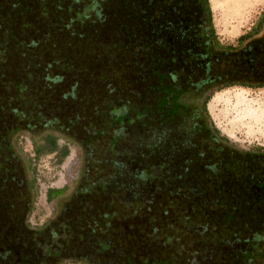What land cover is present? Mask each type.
I'll return each instance as SVG.
<instances>
[{"label":"trees","instance_id":"16d2710c","mask_svg":"<svg viewBox=\"0 0 264 264\" xmlns=\"http://www.w3.org/2000/svg\"><path fill=\"white\" fill-rule=\"evenodd\" d=\"M239 41L220 45L209 0H0V134L12 143L24 131L59 132L88 156V141L110 124L105 107L161 98L146 90L143 72L148 83L175 93V118L156 132L141 126L133 132L131 169L142 180L128 174L127 163L107 162L103 169L114 174L109 187L123 184L120 218L138 220L146 243L158 246L156 261L147 264H264V148L231 143L208 109L217 91L264 86V25ZM14 159L15 150L0 148V215L11 222L21 204L26 214L27 193L34 190L12 184ZM94 160L83 167L87 184L80 187L93 182ZM150 168L155 179L143 177ZM67 191L49 190L48 200ZM103 195L74 192L60 214L74 209V196L83 203L64 224L70 228V219L79 217L97 228L105 216L118 218L116 204ZM21 226L28 231L25 220ZM2 234L0 264L43 259L12 255L10 243L21 239L8 243ZM103 236L97 229L91 239ZM65 239L68 247L70 232ZM57 255L45 257L46 264L70 258Z\"/></svg>","mask_w":264,"mask_h":264},{"label":"rangeland","instance_id":"374dc122","mask_svg":"<svg viewBox=\"0 0 264 264\" xmlns=\"http://www.w3.org/2000/svg\"><path fill=\"white\" fill-rule=\"evenodd\" d=\"M209 4L217 39L223 47L240 46L239 39L241 36L255 34L264 25V0H248L247 3H242V7L236 11L229 9V0H209ZM138 75L142 76L141 81L148 86L146 90L157 93L158 97L161 98L153 102L154 104H147L148 100L142 98L137 103L128 101L126 106H109L110 110L105 107L103 114L109 116L107 117L110 124L107 125L106 131H99L100 134L95 133L97 139L91 138L88 141L90 145L87 150L88 156L84 153L85 151L79 142L77 143L59 132L49 131L34 135L24 131L15 135L12 143L7 136L0 134V148L3 150L5 148L7 150L13 149L18 156V159H14L9 164L8 173L13 179L12 184L17 190H30L32 186L34 187V190L31 189V192L27 193L29 196L27 200H29L30 205L26 214L21 204V213L24 214L17 215L16 220L13 219L11 222L12 218H10L7 221V218L2 214L0 215V233H3L1 237L4 241L9 239V243L11 237L21 239L19 245H16L15 241L10 243L9 248L12 250V255H30L35 259H40V256H43L38 264H46L45 257H55L58 254L56 249L68 248L65 245V238L69 231L64 223L67 222L72 213L74 214L77 211V208H75L77 202L83 203L81 201L82 196L78 199L74 196L73 199L77 202L72 205V208H74L72 211L68 208L62 215L60 213L63 211V205L74 192L80 191L81 195H87L91 192L95 194L103 192L107 201L110 202H107L108 204H116L119 217H121L123 212L121 209L124 208L120 207L123 184L119 182L121 187L119 186L120 188L117 189L116 187H109V182L114 174L104 171V165L109 162L116 167L127 163L129 167L128 174L142 180V177L136 176L131 169L133 161L131 159L132 153H130V150L132 151L130 140L133 138V132L136 129L138 130L139 126L156 132L157 127L172 123L176 115L175 93L163 89L158 81L154 84L148 83L143 72ZM119 88L124 89L122 86H119ZM208 109L215 125L223 135L230 139L231 143L247 151L264 148V86H232L217 91L209 101ZM106 135L110 137L107 139L105 138ZM99 140L105 141L100 143ZM92 157H95L93 161V182L87 187H80L87 184V177L82 178L83 167L87 165ZM117 160L122 161V163L118 164ZM144 176L155 179V174L152 173L151 168L146 171ZM140 179L136 180V186L141 183ZM61 188L68 190L65 197L53 201L48 200L49 190ZM118 213L115 215H118ZM126 214L127 217L132 216L131 211H126ZM108 216L104 217L106 219L104 227L107 230L121 220L119 218L118 221L113 222V216ZM75 218L79 219V217ZM23 220L28 226L27 232L22 229ZM49 220H52L54 224L44 231L42 246H39L37 245L38 237L36 238L35 235L37 232H41L44 224ZM115 231L116 229H113L108 234H113ZM102 232L104 233L105 229ZM160 237L164 243H169L171 239L170 235ZM43 245H52L54 249L46 247L43 251L41 249L44 247ZM80 253L81 255L85 254V252ZM71 258L63 261L59 260L58 257V260L55 261L56 264H84L80 262L81 258L78 256ZM25 261L31 262L28 259H25ZM50 261L51 263L55 262L53 259ZM99 264L104 263L99 261Z\"/></svg>","mask_w":264,"mask_h":264},{"label":"flooded vegetation","instance_id":"af4514ba","mask_svg":"<svg viewBox=\"0 0 264 264\" xmlns=\"http://www.w3.org/2000/svg\"><path fill=\"white\" fill-rule=\"evenodd\" d=\"M119 218L120 217L113 219V222L118 221ZM120 219L121 220L118 221V223H116L114 226H110L107 230V228L104 226L97 228L93 227V225L85 226V224H81L82 222H84V220L71 218L70 228L67 227V229L70 230L69 232L72 240H70L68 248L64 247L62 249H56L58 251V255L61 257H70L69 259H72L71 257L78 256L81 258L80 262L84 264H99V261L104 264H147L148 262L154 263L156 261V255L154 254L158 253L157 244H155L154 242H152V244L146 243V237L141 233L140 223L138 222V220H134L131 218ZM101 222L103 223V225H105L106 219L102 218ZM53 224L54 223L52 220L47 221L44 224L42 230L45 231L46 229L51 228ZM60 224H58L59 227H61L62 225ZM135 224H138L139 227H136ZM64 225L67 226V224ZM97 229L102 231L105 229V237L103 236L104 239L102 238L101 240L97 238V241L94 243V240L91 239V234L92 231H97ZM113 229H116V231L113 234H108V232ZM128 230H133V232L127 233ZM43 238L44 235L39 232L37 241L39 245L41 242L40 240H43ZM57 246L61 247L60 245ZM100 247H102L103 249ZM80 252H85V254L81 255ZM123 252H125L126 254L121 258V254H123ZM116 255L118 257H116Z\"/></svg>","mask_w":264,"mask_h":264},{"label":"bare ground","instance_id":"6f19581e","mask_svg":"<svg viewBox=\"0 0 264 264\" xmlns=\"http://www.w3.org/2000/svg\"><path fill=\"white\" fill-rule=\"evenodd\" d=\"M248 0H229V9L232 11L239 10L242 3H247Z\"/></svg>","mask_w":264,"mask_h":264}]
</instances>
